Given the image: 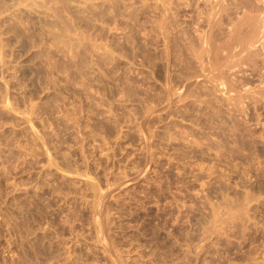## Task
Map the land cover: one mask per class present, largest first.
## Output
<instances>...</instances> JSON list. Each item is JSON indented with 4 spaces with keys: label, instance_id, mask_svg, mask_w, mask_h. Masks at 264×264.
Instances as JSON below:
<instances>
[{
    "label": "rangeland",
    "instance_id": "374dc122",
    "mask_svg": "<svg viewBox=\"0 0 264 264\" xmlns=\"http://www.w3.org/2000/svg\"><path fill=\"white\" fill-rule=\"evenodd\" d=\"M263 2L0 0V264H264Z\"/></svg>",
    "mask_w": 264,
    "mask_h": 264
},
{
    "label": "bare ground",
    "instance_id": "6f19581e",
    "mask_svg": "<svg viewBox=\"0 0 264 264\" xmlns=\"http://www.w3.org/2000/svg\"><path fill=\"white\" fill-rule=\"evenodd\" d=\"M221 1H222V0H221ZM263 1H264V0H263ZM86 2H87V0H86ZM88 2H89V1H88ZM93 2H94V1H93ZM84 3H85V2H84ZM219 3H220V2H219ZM263 3H264V2H263ZM86 4H87V3H86ZM86 4H85V6H86ZM169 4H171V3H169ZM169 4H168V5H169ZM222 4H223V3H222ZM225 4H226V3H225ZM81 5H82V3H81ZM83 5H84V4H83ZM83 5H82V6H83ZM92 5H93V4H92ZM77 6H78V5H77ZM85 6H84V7H85ZM180 6H182V5H180ZM79 7H80V6H79ZM169 7H171V6H169ZM174 7H175V6H174ZM260 7H261V6H260ZM81 8H82V7H81ZM86 8H87V6H86ZM97 8H98V7H97ZM223 8H224V7H223ZM166 9H167V8H166ZM211 9H212V8H211ZM215 10H217V9H215ZM218 10H219V9H218ZM221 10H222V9H221ZM77 11H78V10H77ZM212 11H213V10H212ZM215 12H216V11H215ZM215 12H214V14H215ZM236 12H237V11H236ZM260 12H261V11H260ZM82 13H83V12H82ZM84 13H85V12H84ZM262 13H263V11H262ZM79 14H80V13H79ZM216 14H217V13H216ZM214 16H215V15H214ZM255 16H256V15H255ZM253 17H254V16H253ZM261 17H262V16H261ZM261 17H260V18H261ZM263 17H264V16H263ZM166 18H167V17H166ZM209 19H211V18H209ZM240 19H241V18H240ZM243 20H244V19H243ZM253 20H254V19H253ZM211 22H212V21H211ZM245 22H246V21H245ZM258 22H259V21H258ZM238 23H239V22H238ZM248 23H249V22H248ZM253 23H254V21H253ZM260 23H261V22H260ZM260 23H257V25L260 24ZM261 24H262V23H261ZM248 26H249V25H248ZM250 26H251V25H250ZM255 26H256V25H254V28H256ZM220 27H221V26H220ZM251 27H252V26H251ZM251 27H250V30H253L254 28L251 29ZM258 27H259V28H260V27L262 28V25H261V26L259 25ZM263 27H264V26H263ZM240 29H241V28H240ZM248 29H249V28H248ZM256 29H257V28H256ZM233 30H234V29H233ZM250 30H249V31H250ZM258 30H259V29H258ZM211 31H212V30H211ZM236 31H237V30H236ZM246 31H247V30H246ZM262 31H263V30H262ZM254 32H256V31L254 30ZM258 32H260V30L257 31L256 33H258ZM263 32H264V31H263ZM263 32H262V33H263ZM249 33H250V32H248V34H249ZM252 33H253V31H252ZM207 34H209V33H207ZM250 34H251V33H250ZM254 34H255V33H253V35H254ZM201 35H202V34H201ZM209 35H210V34H209ZM200 37H201V36H200ZM202 37H203V36H202ZM207 37H208V36H207ZM220 37H221V36H220ZM237 38H238V37H237ZM246 38H247V37H246ZM196 39H197V38H196ZM212 39H213V37H212ZM262 39H264V38H262ZM262 39H261V40H262ZM208 40H209V39H208ZM208 40H207V41H208ZM222 40H223V39H222ZM252 40H253V39H251V41H252ZM254 40H255V39H254ZM223 41H224V40H223ZM248 41H249V38L247 39V42H248ZM251 41H250V44H251ZM235 42H236V41H235ZM245 42H246V40H245ZM254 42H256V40H255ZM261 42H262V41H261ZM202 43H203V42H202ZM202 43H201V44H202ZM214 43H215V42H214ZM227 43H228V42H227ZM229 43H230V42H229ZM220 44H221V43H220ZM239 44H240V43H239ZM250 44H249V45H250ZM252 44H253V42H252ZM254 44H255V43H254ZM259 44L261 45V43H259ZM206 45H207V44H206ZM209 46H210V45H209ZM230 46H232V45H230ZM235 46H236V45H235ZM245 46H246V45H245ZM219 47H220V45H219ZM237 47H238V46H237ZM241 47H242V46H241ZM241 47H240V48H241ZM249 47H251V46H249ZM233 48H234V47H233ZM245 48H246V47H245ZM262 48H263V47H262ZM262 48H261V49H262ZM203 49H204V48H203ZM207 49H208V48H207ZM209 49H210V48H209ZM218 49H220V48H218ZM234 49H235V48H234ZM234 49H233V50H234ZM201 50H202V49H201ZM236 50H237V49H236ZM242 50H243V49H242ZM247 50H248V49H247ZM247 50H245V51H247ZM210 51H211V50H210ZM210 51H209V52H210ZM227 51H228V50H227ZM231 52H234V51H231ZM249 52H250V51H249ZM203 53H204V52H203ZM219 53H220V52H219ZM241 53H242V52H241ZM199 54H200V53H199ZM225 54H226V51H225ZM235 54H236V53H235ZM238 54H239V53H238ZM238 54H237V55H238ZM248 54H249V53H248ZM195 55H196V54H195ZM195 55H194V56H195ZM208 55H209V54H208ZM230 55H231V54H230ZM199 56H200V55H199ZM209 56H210V55H209ZM243 56H244V55H243ZM224 57H225V56H224ZM228 57H229V56H228ZM231 57H232V56H231ZM233 57H235V56L233 55ZM214 58H215V57H214ZM237 58H238V57H237ZM239 58H240V57H239ZM248 59H249V58H248ZM250 59L252 60V58H250ZM262 59H263V58H262ZM224 60H225V59H224ZM226 60H227V59H226ZM235 60H236V59H235ZM243 60H244V59H243ZM210 61H211V60H210ZM229 61H230V60H229ZM229 61H228V62H229ZM239 61H240V59H239ZM256 61H257V60H256ZM225 62H226V61H225ZM231 62H232V61H231ZM231 62H230V63H231ZM247 62H249V61H247ZM250 62H251V61H250ZM252 62H253V60H252ZM252 62H251V63H252ZM257 62H258V61H257ZM201 63H202V62H201ZM237 63H238V61H237ZM237 63H236V64H237ZM244 63H245V62H244ZM209 64H210V63H209ZM233 64H234V60H233ZM233 64H232V65H233ZM236 64H234V65H236ZM255 64H256V63H255ZM259 64H260V63H259ZM262 64H264V63L262 62ZM216 65H217V64H216ZM227 65H229V64H227ZM245 65H246V64H245ZM220 66H221V65H220ZM229 66H231V64H230ZM250 66H251V65H250ZM253 66H254V63H253ZM210 67H211V66H210ZM223 67H224V66H223ZM225 67H226V65H225ZM232 67H234V66H231V68H232ZM236 67H237V66H236ZM211 68H212V67H211ZM255 68H256V67H255ZM212 69H213V68H212ZM222 70H223V69H222ZM226 70H227V69H226ZM230 70H231V69H230ZM233 70H234V69H233ZM235 70H236V69H235ZM220 71H221V70H220ZM229 73H230V72H229ZM258 73H259V72H258ZM220 74H221V73H220ZM232 75H233V74H232ZM167 77H168V76H167ZM261 77H262V76H261ZM168 79H169V78H168ZM232 79H233V78H232ZM227 82H228V81H227ZM225 83H226V82H225ZM233 83H234V82H233ZM237 83H238V82H237ZM171 84H172V83H171ZM226 84H227V83H226ZM229 86H230V85H229ZM262 89H264V88H262ZM259 91H260V90H259ZM261 95H262V94H261ZM262 96H263V95H262ZM262 96H261V97H262ZM263 98H264V97H263ZM233 105H234V104H233ZM263 130H264V129H263ZM255 197H256V196H255Z\"/></svg>",
    "mask_w": 264,
    "mask_h": 264
}]
</instances>
